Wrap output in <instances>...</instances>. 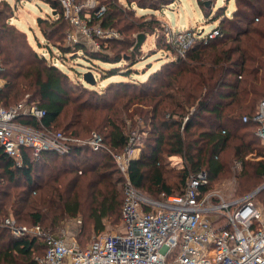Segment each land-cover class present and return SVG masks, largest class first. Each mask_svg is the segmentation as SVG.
Returning a JSON list of instances; mask_svg holds the SVG:
<instances>
[{
    "label": "trees",
    "instance_id": "16d2710c",
    "mask_svg": "<svg viewBox=\"0 0 264 264\" xmlns=\"http://www.w3.org/2000/svg\"><path fill=\"white\" fill-rule=\"evenodd\" d=\"M6 1L9 9L0 10V75L6 79L0 89V107L26 99L45 109L46 115L41 120L23 117L19 119L22 122L80 138H89L93 130H98L110 148L122 153L127 147L140 146L132 131L123 125V116L130 118L131 104H137L134 113L148 123L149 130L139 157L130 162V177L140 190L152 197L156 195L154 198H160L162 193H182L187 179L204 169L209 180L217 178L227 169L221 155L228 149L234 157L244 160L242 190L263 183L264 145L255 135L258 123L253 116L264 99V0H236L232 13L228 15L226 10L220 17L222 38L207 43L197 40L184 54L177 53L163 62L147 81L129 78L135 70L126 53L110 55L84 42L73 46L57 44L62 54L81 53L89 62V71H100L108 77L123 75L101 89H95L97 78L94 83L74 81L61 65L39 54L28 33L12 23L15 9ZM41 1L56 13L39 17L37 25L42 38L48 40V47H52L51 39L59 32L64 39L62 33L70 24L60 1ZM99 1L107 7L103 28H117L125 6L119 0ZM156 1L127 0L152 9L175 0ZM198 1L207 13L205 2ZM135 27L144 31L148 28L152 33L163 28L159 20L152 19L126 29ZM165 38L164 33L159 43L173 49ZM134 42L127 37L118 41L124 47L133 46ZM123 59L130 61L125 69L102 68L98 64ZM89 84L94 87L84 98L82 92L91 89ZM115 87L122 91L118 93ZM131 89L134 90L129 94ZM246 115L248 122L243 120ZM60 125L63 128L57 127ZM252 142L257 143V155L263 156L255 162L245 160L254 150ZM23 154V164L16 165L0 144V264H40L38 258L47 251L41 238L14 236L3 225L8 216L19 224H40L48 233H58L60 227L83 211L122 222L123 176L107 149L96 151L88 145H76L69 154L45 150L40 158H35L30 148H24ZM165 154L183 159L179 181L175 182L179 192H175L164 166Z\"/></svg>",
    "mask_w": 264,
    "mask_h": 264
},
{
    "label": "built area",
    "instance_id": "2783aa9c",
    "mask_svg": "<svg viewBox=\"0 0 264 264\" xmlns=\"http://www.w3.org/2000/svg\"><path fill=\"white\" fill-rule=\"evenodd\" d=\"M58 1L65 17L77 29L68 33L67 44L84 42L101 50L99 38L106 35L109 38L111 33L94 21L102 20L106 5L87 4L93 11L84 17L83 8L87 5L74 0ZM179 35L182 38L171 44L183 54L198 37L193 30ZM221 35L217 25L202 37L203 42ZM45 115V109L36 103L0 107V144L16 165L24 162V148H30L32 155L40 158L45 150L65 155L76 145H88L96 151L107 149L125 180L120 229L97 236L85 247L48 233L40 224L29 226L19 224L13 216L5 218L3 225L15 236L38 237L46 242L47 251L38 258L40 264H264V209L258 202L264 195V181L251 192L230 199L202 189L209 176L201 171L191 176L182 193H162L160 198H154L134 185L130 177V162L138 147H127L119 153L96 131L89 138H80L19 120L23 117L41 120ZM249 119L247 115L243 117L245 122ZM253 120L258 123L255 135L264 145V99Z\"/></svg>",
    "mask_w": 264,
    "mask_h": 264
},
{
    "label": "rangeland",
    "instance_id": "374dc122",
    "mask_svg": "<svg viewBox=\"0 0 264 264\" xmlns=\"http://www.w3.org/2000/svg\"><path fill=\"white\" fill-rule=\"evenodd\" d=\"M74 1L76 3L84 4V6L87 4H91V2L94 3L95 6L101 4L99 0ZM119 1H121L125 6L123 19L118 21L117 28H108L110 30L105 29L111 34L109 35V38L107 37L108 35L99 38L101 49L103 52L110 55H115L117 53H126V55L128 54L129 56H131L133 70H135L136 72L134 71L132 76H130L129 78L134 77L135 80L143 79L146 81L148 80L149 75L152 72L161 67L163 62L169 60L177 53L182 54V52L175 49L173 46V49L168 50L165 44L159 43V38L164 33L166 35V42L170 44L171 42L177 41V39H181L182 36L179 35V33L186 30H193L196 33L198 38H196L193 44L197 40L202 39L204 41L205 39H203L202 37L210 34V32H212L217 25H220V17L223 15L222 13L227 10V14L230 15L236 7V0H202L205 2V6L207 8L206 13L198 0H175L173 3L166 4L164 7L158 6L157 9L140 7L137 3L130 4L127 2V0ZM206 1H209L208 5H206ZM8 2L12 4L11 8H13V10L15 9L14 21L22 30L28 33L30 42L37 50V52L39 54H43V56H47L50 62H55L61 65L70 74L74 81H77L79 83L83 82L84 78L82 76V72H88L90 70L88 69V60L82 57L81 53L74 54L70 52L67 53V55H65L64 53L62 54L61 50L57 47V44L59 43L67 44L68 33L70 31L77 30L76 27L71 23V20L66 18L69 21L70 26L68 24L69 27L66 28V32L62 33V35L65 34L64 39L61 36V32H59L51 39L52 47H48V40L42 38L38 31L37 25L39 17L48 18L49 16L51 17L56 14L51 10L50 5L41 0H8ZM156 3L159 4L158 1H156ZM7 9H9L7 1L0 0V10ZM90 11H93L92 7L88 5L87 7H84L83 16L86 17L85 13L87 14V12ZM152 19L159 20V23L163 26V28H160L154 33L148 31V28H145V31L140 27H135L130 30L126 29L131 24H138L140 22ZM94 23H102V20H95ZM42 26L45 27L46 24L44 23L42 24ZM120 30L126 31L121 32ZM141 33L145 34V38L141 45L136 46L138 42V36ZM223 35L217 36L215 38H222ZM77 36L79 39L82 38L81 34H78ZM126 37L135 41L133 46L125 45L124 47L123 45H120L118 43V41L123 40ZM192 45H190V47ZM131 49H134L135 52L132 53L130 51ZM129 62L130 61H126L125 59H123L118 63L99 61L98 64L102 68L121 66L125 69ZM2 69L3 66L2 64H0V71H2ZM93 74L95 76V79L97 78L98 80L96 82L95 89L103 88L111 80H119L124 78L121 74L108 77L107 75H103L100 71H94ZM0 78H3L4 82L6 81V79L1 75ZM88 86L91 89L85 90L86 92H82V94L85 96L84 98H88V96L90 95V91L94 87L93 84H89ZM133 90L134 89L129 90L128 93L131 94ZM117 91L119 93L122 90L121 88H118ZM111 94H113V91L112 93H110V95ZM121 101L122 100L118 99V102ZM23 102H26V99H21L15 103L19 104ZM131 105L132 106L130 107L129 113L132 114V116L130 118L127 115L123 116V125L126 127L127 131H132L131 134L136 137V143L140 145L137 146L139 148H137L138 151H134L135 157L139 155L140 151H142L141 146H144V141L148 136L149 125L140 115L134 113V108L137 107V104ZM57 127L63 128L62 125ZM94 131L102 135V133L98 130H93L92 133ZM241 132H243L242 129ZM247 140L248 139H246V141ZM251 144L254 147V150L253 152H250L245 156V160L249 162H255L263 158V156L257 155V147H255L257 146V143L255 144L254 142H252ZM221 157L226 160L227 169L217 178L209 180V182L207 183L209 189L207 191L218 192L224 197L231 199L251 192L261 183H257L249 190H242L240 183L242 180L243 172L245 170L244 160L234 157L231 149H228L225 154L221 155ZM163 163L165 168L167 169V174L171 180V184H173L174 186L175 192H179L181 189L179 190V188L176 187L175 182L179 181L180 177L178 174H180L182 170L183 159L178 155L169 156L165 154L163 157ZM247 167L252 171L250 166L247 165ZM202 171H205V169ZM121 174L123 176V183L121 184L124 185L125 177L122 172ZM190 178L191 176L187 179V183L189 182ZM185 187L186 186H184L183 188ZM258 202L264 209V195L259 197ZM121 225V220H117V218L97 215L92 216L88 211H83L79 216L71 219L70 222L68 221L62 227H60L57 231L58 233H54L58 236L67 237L70 241H72L70 243L72 245L85 247L101 234L118 231Z\"/></svg>",
    "mask_w": 264,
    "mask_h": 264
},
{
    "label": "water",
    "instance_id": "95a60500",
    "mask_svg": "<svg viewBox=\"0 0 264 264\" xmlns=\"http://www.w3.org/2000/svg\"><path fill=\"white\" fill-rule=\"evenodd\" d=\"M208 4H209V1H206V5H208ZM144 38H145V34L144 33L139 34V36H138V42H137L136 46L141 45L142 42H143V40H144ZM84 79L87 82H89V83H94L96 81L95 76L92 73V71L85 72L84 73Z\"/></svg>",
    "mask_w": 264,
    "mask_h": 264
},
{
    "label": "crops",
    "instance_id": "0c3cea01",
    "mask_svg": "<svg viewBox=\"0 0 264 264\" xmlns=\"http://www.w3.org/2000/svg\"><path fill=\"white\" fill-rule=\"evenodd\" d=\"M12 23H15L16 24V22L14 21V17H13V19H12ZM17 25V24H16ZM18 26V25H17ZM19 27V26H18ZM20 28V27H19ZM29 36V35H28ZM0 82H2V86L5 84V82H4V79L3 78H0ZM138 151V150H137ZM140 153H141V151L139 152V155H140ZM139 155L138 156H135V157H133V158H137V157H139ZM69 222H70V220H69ZM14 235V234H13ZM15 236V235H14ZM66 240H67V242L68 243H71L72 241H70L67 237H64Z\"/></svg>",
    "mask_w": 264,
    "mask_h": 264
}]
</instances>
